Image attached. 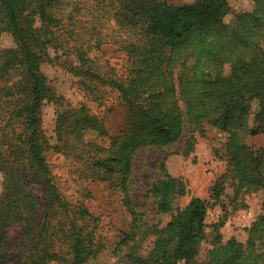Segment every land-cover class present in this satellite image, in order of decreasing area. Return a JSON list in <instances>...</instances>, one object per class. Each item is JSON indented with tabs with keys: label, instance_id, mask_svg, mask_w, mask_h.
Instances as JSON below:
<instances>
[{
	"label": "trees",
	"instance_id": "16d2710c",
	"mask_svg": "<svg viewBox=\"0 0 264 264\" xmlns=\"http://www.w3.org/2000/svg\"><path fill=\"white\" fill-rule=\"evenodd\" d=\"M253 1L251 11L225 20L227 0L183 6L166 0H0V33L14 41L13 47H0V264L10 256L7 229L14 224L27 223L24 234L32 240L25 262L44 264L46 256L56 255L40 245L58 210L65 218L60 225L71 264L100 243L89 228L99 218L62 195L49 151L76 158L92 179L111 186L119 180L132 216L122 239L132 264H264V201L246 242H221L217 233L205 258L199 257L210 200L224 193L225 184L231 180L236 194L264 192V146L247 142L264 134V0ZM111 42L128 54L124 73L91 56ZM54 60L80 79L118 92L139 122L105 146L88 137L92 131L107 135L103 121L84 105H64L58 107L57 143L51 145L42 126V102L60 104L64 97L52 92L41 64ZM208 127L226 134L215 153L227 163L226 173L213 184L209 200L192 197L181 208L176 200L188 193L186 183L164 173L149 193L158 212L170 218L163 226L149 224L129 197L133 154L150 145L163 149L188 131L187 157L197 142L195 132L203 135ZM35 186L45 187L47 206L33 228L29 215L39 206Z\"/></svg>",
	"mask_w": 264,
	"mask_h": 264
},
{
	"label": "rangeland",
	"instance_id": "374dc122",
	"mask_svg": "<svg viewBox=\"0 0 264 264\" xmlns=\"http://www.w3.org/2000/svg\"><path fill=\"white\" fill-rule=\"evenodd\" d=\"M166 1L176 6L194 2V0ZM227 3L228 11L225 14V20H230L241 12L251 11L255 6L253 0H227ZM103 45L102 54L97 53L96 50L91 55L95 57V62L105 64L108 60L116 67L117 72L124 73L128 65L127 52L122 48L118 49L119 45L114 42ZM13 46L14 41L11 34L1 32L0 47ZM41 71L48 79L52 92L64 97V101L60 104H57L54 99H45L42 102V126L51 145L57 143L58 107L62 109L64 105H84L90 114L102 120L107 135L99 134L98 136L97 131H92L88 137L105 146L112 142V138L123 136L139 122V119L135 118V115L121 100L118 92L95 81L80 79L63 62L56 60L42 62ZM252 105L253 110H257V102L254 101ZM250 123H253L252 118ZM195 134L197 142L194 151L187 157L184 156L183 150L190 139L188 131H185L184 136L178 142L163 149L150 145L138 149L133 154L129 197L135 204L136 210L144 213V219L149 224L155 223L163 226L170 218V214L158 212L155 197L149 193L152 185L163 177L164 173L186 183L188 193L176 200L177 208L183 207L192 197L209 200L213 184L226 173L227 163L215 154L216 149L225 142L226 134L212 127H208L203 135L197 132ZM247 142L255 147L264 146V134L250 137ZM166 152L169 155L163 161ZM49 162L62 195L70 201L83 203L95 217L99 218L96 224L89 223V228L95 230V239L100 243L96 248L89 250L78 264H132L126 258V248L122 244L124 232L129 228L132 216L129 213L128 198L123 188L117 186L119 180L114 179L115 182L111 186L108 180L92 179L79 167L82 166L81 162L61 153L49 151ZM162 162H164L163 167H161ZM225 186L224 193L218 199L210 200L205 227L208 236L207 241L201 246L200 258H205L207 251L214 245L217 233L221 234V242L232 238L246 242L253 222L262 213L263 191L256 193L241 191L236 194L231 180ZM1 187L2 176L0 174V190ZM34 192L39 196V206L36 212L29 215L33 228L42 220L41 215L47 206L45 187L35 186ZM62 220H65L64 215L58 210L52 219L47 236L41 240L40 248L43 250L58 251L56 255L46 256L44 264H71L66 252L65 231L60 225ZM26 225L27 223L14 224L7 229L6 250L10 256L5 264H31L32 258L24 261V256L31 248L32 241L31 237L24 234ZM150 244L151 238L145 242V246Z\"/></svg>",
	"mask_w": 264,
	"mask_h": 264
}]
</instances>
